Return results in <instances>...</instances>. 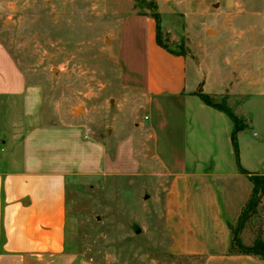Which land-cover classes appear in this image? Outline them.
Returning a JSON list of instances; mask_svg holds the SVG:
<instances>
[{
  "label": "crops",
  "instance_id": "1",
  "mask_svg": "<svg viewBox=\"0 0 264 264\" xmlns=\"http://www.w3.org/2000/svg\"><path fill=\"white\" fill-rule=\"evenodd\" d=\"M118 46L144 97L149 154L167 183L169 253L199 257L202 264H264V258L229 253V226L237 223L252 185L236 167L232 121L195 95L200 89L215 102L225 99L244 125L237 133L240 165L264 178V159L261 170L242 161L253 109L260 99L264 104V55L252 54L243 74L241 42L218 32L200 38L193 53H174L158 44L154 19L141 15L123 24ZM0 99L19 105L18 119L8 121L17 132L1 140L0 264H95L65 250L66 185L73 176L101 174L102 143L84 136L83 121L46 122L42 90L26 83L1 45ZM237 100L243 103L236 106ZM262 117L264 129V105Z\"/></svg>",
  "mask_w": 264,
  "mask_h": 264
},
{
  "label": "rangeland",
  "instance_id": "2",
  "mask_svg": "<svg viewBox=\"0 0 264 264\" xmlns=\"http://www.w3.org/2000/svg\"><path fill=\"white\" fill-rule=\"evenodd\" d=\"M154 12L160 40L174 53H193L200 38L218 32L241 42L239 72L248 71L252 54L264 55V0H0V45L26 83L42 90L45 121H83L84 136L104 147L101 174L73 176L66 185L65 250L95 264H202L168 251L167 183L149 154L144 97L119 53L123 24ZM260 100L242 142V161L253 170L264 159ZM15 107L0 99V149L17 132L8 124L18 119ZM263 222L259 207L239 236L244 246L264 240Z\"/></svg>",
  "mask_w": 264,
  "mask_h": 264
},
{
  "label": "trees",
  "instance_id": "3",
  "mask_svg": "<svg viewBox=\"0 0 264 264\" xmlns=\"http://www.w3.org/2000/svg\"><path fill=\"white\" fill-rule=\"evenodd\" d=\"M142 2V1H141ZM150 5V7L155 10V7L148 3L147 6ZM149 7V6H148ZM152 19H154L156 23V33H157V42L160 46H162L164 49H167L161 42L159 37V18L158 14L154 12L151 16ZM195 95L207 106L216 109L220 112H223L233 123V131L231 133V143L234 151L235 156V163L236 167L238 169V172L246 177L248 181L252 185L251 194L245 203L244 207L241 210L240 216L238 218V221L236 225L229 226L230 234H231V241H230V248L229 253L230 254H241V255H251L256 256L260 258H264V242L262 238L259 235L253 242L251 246H244L241 239L240 234L242 232V229L246 222L255 214H257V211L259 207H261L262 199L264 197V178L260 175H257L255 173H251L243 169L239 162V154H238V143H237V133L244 129V125L240 119H238L231 109L227 106L226 101L224 98L221 99L220 102H215L212 98H210L208 95L203 94L202 91L199 89Z\"/></svg>",
  "mask_w": 264,
  "mask_h": 264
}]
</instances>
